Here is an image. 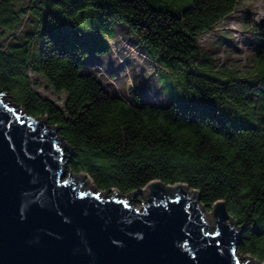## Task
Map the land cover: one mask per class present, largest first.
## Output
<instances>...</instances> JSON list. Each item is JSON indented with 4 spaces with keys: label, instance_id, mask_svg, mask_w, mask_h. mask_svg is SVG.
I'll use <instances>...</instances> for the list:
<instances>
[{
    "label": "trees",
    "instance_id": "trees-1",
    "mask_svg": "<svg viewBox=\"0 0 264 264\" xmlns=\"http://www.w3.org/2000/svg\"><path fill=\"white\" fill-rule=\"evenodd\" d=\"M240 1L192 0L177 9L168 0H54L70 15L94 7L126 23L144 44L162 51L161 60L182 66L199 96L217 97L206 104L160 105L134 90L130 103L111 94L95 72H83L88 51L82 38L71 42L43 29L38 58L31 54L34 33L20 43L1 42L17 32L25 11L0 0V91L57 126L70 148L68 172L86 173L98 190L124 195L153 180L185 183L210 210L224 201L242 230L239 253L264 262V22L254 25L258 66L246 75L204 69L210 60L199 43ZM32 12L43 15L37 5ZM44 82L66 95L63 106L38 91Z\"/></svg>",
    "mask_w": 264,
    "mask_h": 264
},
{
    "label": "water",
    "instance_id": "water-1",
    "mask_svg": "<svg viewBox=\"0 0 264 264\" xmlns=\"http://www.w3.org/2000/svg\"><path fill=\"white\" fill-rule=\"evenodd\" d=\"M6 94L0 91V264H264L240 257L242 230L225 202L205 214L185 183L153 180L123 199L116 189H95L86 173L67 175L63 149L70 148L57 126L5 102ZM139 192L142 208L128 202Z\"/></svg>",
    "mask_w": 264,
    "mask_h": 264
},
{
    "label": "rangeland",
    "instance_id": "rangeland-1",
    "mask_svg": "<svg viewBox=\"0 0 264 264\" xmlns=\"http://www.w3.org/2000/svg\"><path fill=\"white\" fill-rule=\"evenodd\" d=\"M168 1L177 9L184 8L192 2V0ZM13 2L18 10L25 11V14H21L17 32L8 34L6 38L1 39V42L20 43L25 40L26 34L34 33L32 58L39 57L44 41L41 31L51 29L60 38L71 42L76 38H82L88 51L83 60L82 71L95 72L111 94L117 93L130 103L134 102L133 90L142 94L145 99L160 105L169 104L173 100L179 105H183L188 100L206 104L207 101L217 99V97L199 96L189 87L182 66H169L167 62L161 60L163 53L160 49L144 44L137 34L129 30L126 23L108 18L97 8L86 7L70 15L54 0H45L44 4L41 0H13ZM35 5L42 8L43 15L32 12ZM260 21L264 22V0L240 1L230 17L222 21L213 31L200 37L199 43L205 59L210 60L204 61L202 67L204 69L213 66L226 67L236 69L242 75L257 68L256 53L260 40L254 25ZM31 78L38 79L33 73ZM38 91L58 105H64L66 95L48 90L45 82L38 87ZM3 99L5 102H12L8 94ZM18 108L24 111L22 107L18 106ZM63 151L69 152L67 149ZM66 173L68 175L69 172ZM88 178L92 182L89 176ZM86 187L84 183V188ZM103 194L106 192L103 191ZM118 194L123 199L131 195L120 192ZM138 199L142 202L146 201L139 192L128 202L137 208H142V203ZM211 211L208 208L204 209L205 214H210ZM240 257L246 261V255L240 254Z\"/></svg>",
    "mask_w": 264,
    "mask_h": 264
},
{
    "label": "bare ground",
    "instance_id": "bare-ground-1",
    "mask_svg": "<svg viewBox=\"0 0 264 264\" xmlns=\"http://www.w3.org/2000/svg\"><path fill=\"white\" fill-rule=\"evenodd\" d=\"M87 185V183H85Z\"/></svg>",
    "mask_w": 264,
    "mask_h": 264
}]
</instances>
